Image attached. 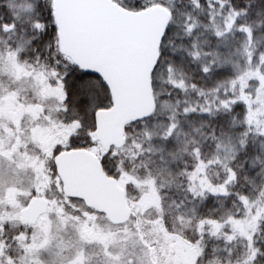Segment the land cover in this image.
<instances>
[{
	"label": "rangeland",
	"instance_id": "374dc122",
	"mask_svg": "<svg viewBox=\"0 0 264 264\" xmlns=\"http://www.w3.org/2000/svg\"><path fill=\"white\" fill-rule=\"evenodd\" d=\"M113 1L129 11H150L155 7H162L171 13V19L161 45V55L152 75V90L157 97L156 110L143 119L127 124L124 133L125 141L110 151L104 150L96 138V112L110 107L113 99L109 90L106 89L107 87L99 79L100 77L91 75L86 77L95 85L87 101L77 91L76 84L81 76L77 77L74 70H71L76 68L73 64L75 61L60 49L59 27L56 20L57 0H0V94L5 89H20L19 102L33 106L30 111L23 110L17 101L0 100V131L5 126L15 128L18 124L26 133H30L40 145H44L46 140L49 141L47 135L54 125L56 127L65 126L69 132L68 138L65 136V141L68 142L70 149L85 148L92 152L102 163L105 172L124 184L125 188L123 189L126 197L128 194L131 200L132 207L129 206L130 208L138 206L144 192L148 189V185L140 182L151 174L157 185L163 184L159 191L165 206L172 205L170 215L175 214V204L172 202L184 201L181 211L191 209L195 203L198 215L219 217L226 208H231L234 213H238L237 218L243 217L245 212L240 202L236 200L235 194L238 192L247 193L255 199L259 186L264 184V173L261 172V168H264V163H261L264 161V133L258 131L257 123L249 124L245 119L249 110V105L245 101H238L230 112L215 110V115H212L201 111V106H207V104L205 96L200 94L199 89H204L207 93L208 89L214 88L219 80L231 78L248 67L264 74V64L261 63V53H264V0H224L223 6H221L220 0H200L202 7H196L193 0ZM27 5L32 7L29 9L26 7ZM243 9L247 11H241L236 19V24L226 34V41L218 38L214 34L213 28L205 27L206 24H211L213 13H215V20L223 26L225 18L230 13ZM24 11L28 17L22 15ZM188 14L194 16L198 21V26L191 34L185 31ZM37 20L45 25L44 29L34 27V22ZM5 24L9 25L10 30H5ZM13 24H15L14 28L11 27ZM240 24L253 27V44L250 47L254 48V55L250 63L248 55L244 52L248 33L239 27ZM193 41H196L197 46L202 50L199 60H194L189 54ZM16 49H20L18 58L21 62H26L41 71L48 70L52 73L45 77L46 83L43 89L39 87L37 78L33 76L25 75L19 80H14L9 76L6 56L10 50ZM214 49L222 54L230 55L231 60L238 64L239 68L234 67L232 63L224 66L214 65L211 73H204L201 65L212 60L211 55H204V53H210ZM170 64L174 66V78L176 80L183 79L188 85L186 89L173 85L169 81L168 65ZM193 84L197 87H191ZM237 88H239V84H237ZM244 90L253 101L257 100L258 95H264L258 76L248 78ZM237 94L238 92L234 93L231 90L225 94L223 89L219 93L221 97ZM61 96H64L63 100L60 99ZM208 99H212L211 94H208ZM160 101H168L172 104L180 102L176 109L178 125L172 135L166 138L162 133L172 122V109L163 107ZM189 105H192L195 110L185 113L183 109ZM258 107H260L258 103L252 104L253 109ZM54 115L57 117L54 118ZM258 119L264 120V111L258 113ZM259 127H264V124H260ZM145 129L154 133L150 140L144 137ZM245 132H247L246 136ZM213 136L217 137L219 141H223L225 145L219 149L222 158L232 155V152L229 151V147L232 145L238 149L235 153L236 158L229 160L228 163L231 167H238L239 176L234 183L229 185L231 195L226 197L223 193L207 192L203 200L196 198L193 201L192 194L186 192L189 183L188 177L178 173L184 169L193 170L198 161L194 155L190 154L193 144L188 145L189 152L180 154L178 149L182 147L184 141H196L197 146L201 148V159L207 162L217 152L218 140ZM241 139L246 141L243 146L239 143ZM28 145L32 146L33 144L28 143ZM172 153H177L175 159ZM0 166L6 168L7 161ZM207 172L216 183H222L227 177V172L220 163L209 164ZM245 177L249 179H245ZM250 180L255 181V189H253ZM26 181H28L27 185ZM169 181L173 182L169 184ZM37 182V173L34 175L31 168L20 172L19 182L15 186L24 191L17 193L15 203L22 207L21 210L27 208L30 201L26 190ZM8 183L11 185L13 181L9 180ZM39 183L41 184V194L45 200L55 201L56 204L63 207L66 214L82 216L84 213H88L95 218L97 224L105 226L103 231H115L116 224L112 223L104 214L90 209L82 200L64 204L60 200L61 191L63 193L62 183L55 176L44 173V178ZM33 191H35L34 188ZM3 196L4 189L0 184V200ZM221 201H223V207ZM234 202L237 207H233ZM10 204L13 203L10 202ZM252 211L255 212L256 209L253 208ZM149 213L154 216L155 210L147 209L143 214L147 217ZM18 214L20 212L13 214L6 223V231L12 235L19 233L18 221L21 215ZM187 214L191 215V212L189 211ZM48 215L54 238L49 246L39 250L37 256H28L25 263L31 260L34 264H38L39 260L44 264H67L69 259L82 252L84 264H106L111 259L107 255L106 247L107 251L114 254L119 251V243H126L118 241L106 246V243L99 239L82 241L78 237L72 221H69L66 227H58L56 212L52 211ZM135 219L136 214L133 213L131 221ZM131 221H127L129 227H132ZM120 226L122 227L123 224ZM150 227L151 225H146L145 230ZM167 231L168 235L161 238L162 246L166 247L167 251L160 254L161 245H157L155 255L157 258H164L167 255L168 264H196V252L199 253V264L215 262L239 264L245 260L250 261L251 248L248 238L241 235L239 231L231 241L226 240L223 235L213 236L208 231L203 233L204 238L201 241L200 234L194 227L185 226L179 222L175 223L174 229L173 225L169 224ZM224 231L231 232V225L226 226ZM122 234L120 233V235ZM132 239L140 241L139 236ZM145 239L150 240L151 236L146 235ZM127 243L131 248V242ZM65 244L70 246L65 247ZM192 244L198 245L199 250H195L191 246ZM252 247L264 250V220L261 221L259 229L254 233ZM135 250L143 255L146 264L152 259L150 255H144L149 252V248L143 242L137 243ZM201 252L202 255H200ZM255 264H264V255L257 256Z\"/></svg>",
	"mask_w": 264,
	"mask_h": 264
},
{
	"label": "snow or ice",
	"instance_id": "6c2138e0",
	"mask_svg": "<svg viewBox=\"0 0 264 264\" xmlns=\"http://www.w3.org/2000/svg\"><path fill=\"white\" fill-rule=\"evenodd\" d=\"M196 7H202L200 0H193ZM221 6H223L224 0H220ZM27 8H31V5H27ZM214 7V5H212ZM167 11V10H166ZM241 11L246 12V9L243 10H234L230 13L224 20V25L221 26L215 20V13H213L211 17V24H206L205 27H211L214 29V34L223 41L227 40V33L232 30L233 26L236 24V19L240 15ZM171 19V13L165 17L163 28L166 30L167 22ZM191 21V22H189ZM185 31L188 34H191L192 31L198 26V21L194 16L188 14L187 20L185 21ZM15 27V24L11 26ZM34 27L38 29H44L45 25L39 20L34 22ZM239 27L248 33V41L244 45V52L248 55L249 63L251 62L252 56L254 55V48L250 47L253 44V27L250 25L240 24ZM5 30H10L9 25H4ZM161 36H163V31L161 32ZM20 49L10 50L6 56V65L7 72L11 78L14 80H19L22 76L28 75L37 78L38 85L41 89L45 86V77L50 76L52 73L48 70H39L26 62H21L18 58V52ZM189 54L193 57L194 60H199L202 54V50L197 46V42L193 41L192 49L189 51ZM204 55H211L212 60L203 63L201 65L202 71L206 74L211 73L213 70V66H224L227 64H234V67L239 68V65L231 60L230 55H225L220 53L217 50H212L210 53H204ZM158 59V53L157 57ZM261 63L264 64V53H261ZM150 67L152 69L155 68V62H153ZM169 70V81L176 86L181 88H187V83L183 80H176L173 76L174 66L168 65ZM89 75L87 71H85L84 75L79 78V82L76 84L77 91L81 94L82 98L87 101L92 94L95 85L87 79L86 77ZM151 76V72H149V77ZM252 76H258L261 80V88L264 90V74H261L259 70H253L252 67H248L245 71L238 73L237 75L231 78L221 79L217 82L214 88L208 89V92L205 93L204 89H199L201 95L205 96L207 106H201L200 110L203 112H207L209 114L215 115V110H225L231 111L233 105H236L238 101H245L249 105V110L245 115V119L249 124L257 123L258 131L264 133V127H259L260 124H264V120L258 119V113L264 111V95H258L257 100L253 101L249 95L245 92V87L247 83V79ZM237 84H239V88H237ZM191 87L196 88V85H191ZM223 89L225 94H227L230 90L237 95L221 97L219 95L220 90ZM20 89L16 90H8L5 89L2 94H0V100L11 99L17 101L19 107L23 110H31L33 108L32 105H25L18 100ZM208 94H211L212 99H208ZM61 100L64 99V96L60 97ZM219 101V103H216ZM179 101L176 104H172L168 101H160V104L163 107H168L172 109L171 113V123L168 124L165 131L162 135L166 138L171 136L173 131L176 129L178 125V121L176 120V109L179 105ZM258 103L260 107L253 109L252 104ZM38 107V106H37ZM157 107V97L152 94L151 89H149L148 96L146 101L144 102L142 115L151 114L156 110ZM185 113L195 110L192 105L185 107ZM235 120V117H233ZM34 131V129H33ZM145 139L150 140L154 133L148 129L144 130ZM177 135H179L177 133ZM247 135V132L244 133ZM214 139L217 137L213 136ZM28 143H32L34 147H39L41 153H46L47 148L43 145H40L38 141L30 134L26 133L24 129L20 128L19 125L15 128L5 126L2 131H0V161H7V167L0 166V184H2L4 189V196L2 199L8 200L15 204L17 193L24 190H19L15 187V184L19 182L20 172L26 170L28 168L33 169L37 173L38 182L34 185L29 186V189L26 190V195L30 197V201L27 205V208L33 207L34 204L41 205L43 207V214L38 218L33 216L21 215V219L27 223H30L33 227V232L31 234L21 231L18 234H14L12 239L20 242L21 246L25 249V256H37L39 250L45 248L50 245L51 240L54 238V234L51 231V220L48 215L49 212H56V222L58 227H66L69 221L73 222V227L76 230V233L80 240L88 241L91 239H99L104 241L107 244L125 241L126 243H119V251L114 254L110 251L106 252L107 255L111 257L110 260L106 262V264H146L143 255L137 253L135 248L136 244L139 242H143L148 248L149 252L144 255H150L152 257L151 261L147 262V264H162V262H158L156 253V246L161 245V251L163 250L161 238L166 237L168 235V227L169 224L174 225L179 222L185 226L191 225L196 229V231L200 234V240H203V233L208 231L213 236L223 235L226 240L231 241L235 238L237 231L240 232L241 235L247 236L249 241V247L251 248L250 254V262L251 264H255L257 256L264 255V250L260 248H253V239L254 233L259 229V225L262 220H264V184L259 186V191L256 193L255 199L251 198L247 193H236V200L240 202V205L243 207L245 215L243 217L237 218L238 213H234L231 208H226L224 212L219 217H211V216H202L197 214V208L195 203L191 209H186L181 211L184 201L180 203H176L175 201L172 204H175V214L170 215L172 212V205H168L167 207L164 204L162 194L159 189L163 187V184L157 185L154 177L149 174L143 181L140 183L148 185L147 191L144 192L141 201L138 206H134L131 209L126 208V215L122 217H113L109 216V219L112 223L116 224L117 227L115 231H103V227L95 222V218L90 216L88 213H84L82 216L77 215L73 216L70 214H66L63 207L56 204L55 201H47L44 196L41 194V184L39 181L44 178V161L41 159L40 155H33L27 150ZM230 143V142H229ZM240 145H244L246 141L241 139L239 141ZM189 144H193L190 154L194 155L197 159L198 163L195 168L191 171L187 169L181 170L179 175H186L188 177L189 183L186 189V192H190L192 194V200L195 201L196 198H200L203 200L207 194V192L211 193H223L226 197L231 195V188L229 185L234 183L238 176L239 170L238 167L234 168L229 166L228 161L236 158L235 153L238 149L235 148L234 145L229 147V151L232 152L231 156L221 157L219 154V149L224 147L223 141H219L216 145L217 152L214 156L205 162L201 159V148L197 146L196 141H184L183 145L178 152L180 154L184 152H189ZM23 147L24 150H21ZM139 147V145H137ZM59 151V148L55 150ZM173 158L177 157V153H172ZM258 159V158H257ZM220 163L223 165V168L227 172V177L223 180L222 183H216L212 180L211 176L207 172V168L209 164ZM264 163V161H261ZM261 172L264 173V168H261ZM171 175V173H169ZM218 176V173L216 174ZM175 178L173 177V180ZM245 179H249L245 177ZM11 180L13 183L9 185L8 181ZM198 181V182H197ZM173 181H169L171 184ZM250 183L253 185V189L256 188V184L254 180H250ZM33 188L35 191H33ZM221 206L223 207V201H221ZM233 207H237L235 202L233 203ZM27 208L23 209L24 213L27 212ZM255 208L256 211L253 212L252 209ZM147 209H154L155 215L144 216V211ZM191 212V215H188V212ZM135 213L136 219L131 221V215ZM130 220L132 227H129L127 223H123V220ZM146 225H151L150 228L145 230ZM231 225L232 231L227 232L224 231L225 227ZM206 226H208L206 228ZM3 225L0 224V228ZM120 233H123L120 235ZM29 235L31 239L29 240ZM151 236V239H145V236ZM135 236L140 237V241H136L132 239ZM131 242L132 247H128V243ZM65 247L70 245L65 244ZM3 247H5L3 241H0V254L2 253ZM143 252V250H141ZM230 251V250H229ZM203 253L201 252L200 255ZM7 264H14V258L11 256H7ZM0 264H3L0 261ZM38 264H44L43 261L38 260ZM67 264H84V257L82 252L78 253L73 258L67 261ZM196 264H199V256L196 258Z\"/></svg>",
	"mask_w": 264,
	"mask_h": 264
},
{
	"label": "water",
	"instance_id": "95a60500",
	"mask_svg": "<svg viewBox=\"0 0 264 264\" xmlns=\"http://www.w3.org/2000/svg\"><path fill=\"white\" fill-rule=\"evenodd\" d=\"M168 13L162 7L129 11L113 0H57L61 51L82 71L100 77L113 99L110 107L96 112V138L106 151L125 141L127 124L149 115L141 113L149 89L153 94L155 68L150 65L155 62L156 67L160 58ZM54 164L68 198L82 200L108 218L125 216V209H131L125 190L89 150L60 151ZM42 213L43 207L34 204L23 215L37 218Z\"/></svg>",
	"mask_w": 264,
	"mask_h": 264
},
{
	"label": "trees",
	"instance_id": "16d2710c",
	"mask_svg": "<svg viewBox=\"0 0 264 264\" xmlns=\"http://www.w3.org/2000/svg\"><path fill=\"white\" fill-rule=\"evenodd\" d=\"M73 64L76 66V68H72L71 69V70H74V74L77 77L78 76L80 77V76L84 75L85 72L81 71V69L77 65V63L73 62ZM69 71H70V69H69ZM89 75L98 77L97 75H94L92 73H89ZM102 84L104 85L103 82H102ZM56 117L57 116H55L54 118H56ZM67 134H69V132H68V129H66L65 126L64 127H60V126L56 127V125H54L53 129L51 131H49V134L47 135L49 141L46 140V143L43 145V146H45L47 148V152L46 153H41L40 148L34 147L33 145L32 146L31 145H27V150L31 154L40 155L41 156V159L44 161V173L47 174V175L50 173V175L55 176V178L58 181L60 180V178H59V176L57 174V170H56V167H55V164H54V158H55V155L57 153H59L60 151L70 149V147L68 146L69 144H67L68 142L65 141V136H67V138H68ZM57 148H59L58 152L55 151ZM21 150H24L23 147H22ZM4 163H5V161H0V165H4ZM35 174L36 173L34 171V175ZM117 183L122 188H125L124 184H122L121 181L117 180ZM25 184L27 185L28 181H26ZM15 187L18 188L17 186H15ZM60 200L64 204L79 201V200H74V199L68 198L67 196L64 195V193H62V191H61V195H60ZM127 202L129 204V206L132 207V205L130 204L131 200H130L128 194H127ZM21 209H22V207H20V205L18 203L10 204V201H8V200H5V199L0 200V224L3 225V227L0 228V241H3V243L5 245V247H3V250H2L3 254H0V261H2L3 264H5V263L7 264V259H6L7 256H11V257L14 258V264H34V262L31 261V260H29L28 263L24 262L28 258V256H25V249L21 246L20 242H18L17 240L15 241L14 239H12V237H13L12 234H10L9 232L6 231V223L11 218V216L13 214H15L17 212H20V214L23 215L24 212ZM90 209L93 210V208H91V207H90ZM49 214H50V212H49ZM52 215H54V214L52 213ZM124 223L128 224V222H124ZM18 228H19L18 232L25 231V232H27L29 234H31L33 232V227L31 226V224L23 221L21 218L18 221ZM30 239H31V236L29 235V240ZM191 246L195 250H199L198 245L192 244ZM17 250H19V251H17ZM164 251H167L166 247H163L162 251L160 249L159 253L162 254V252H164ZM79 253H81V252H79ZM163 256H164V254H163ZM197 256H199L198 252L195 253V257L196 258H197ZM166 257H167V255H166ZM166 257H164V258L163 257L162 258L158 257L157 260H158V262H162L163 264H168V262L166 260ZM150 261H151V259H150ZM246 263L248 264V263H250V261L249 260H245L244 262H241L239 264H246ZM213 264H219V263L215 262Z\"/></svg>",
	"mask_w": 264,
	"mask_h": 264
},
{
	"label": "bare ground",
	"instance_id": "6f19581e",
	"mask_svg": "<svg viewBox=\"0 0 264 264\" xmlns=\"http://www.w3.org/2000/svg\"><path fill=\"white\" fill-rule=\"evenodd\" d=\"M24 17H28V14L26 15V12L24 11L22 14Z\"/></svg>",
	"mask_w": 264,
	"mask_h": 264
},
{
	"label": "flooded vegetation",
	"instance_id": "af4514ba",
	"mask_svg": "<svg viewBox=\"0 0 264 264\" xmlns=\"http://www.w3.org/2000/svg\"><path fill=\"white\" fill-rule=\"evenodd\" d=\"M156 68V67H155Z\"/></svg>",
	"mask_w": 264,
	"mask_h": 264
}]
</instances>
